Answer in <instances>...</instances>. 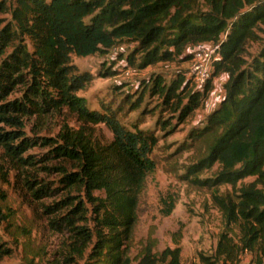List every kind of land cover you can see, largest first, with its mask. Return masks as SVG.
Masks as SVG:
<instances>
[{"label": "trees", "instance_id": "trees-1", "mask_svg": "<svg viewBox=\"0 0 264 264\" xmlns=\"http://www.w3.org/2000/svg\"><path fill=\"white\" fill-rule=\"evenodd\" d=\"M0 13L9 15L0 28V159L35 199L62 191L43 211L51 215V228L66 234L69 258L88 251L96 264H180L178 246L157 255L147 243L137 257L129 256L138 196L155 170L150 154L159 138L151 128L135 123L129 128L109 108L88 109L76 93L93 76L73 57L133 43L126 60L133 66L138 55L137 67L143 69L176 58L189 63L191 45L204 42L220 60L201 89L181 73L168 84L154 76L144 91L159 98V112L170 114L161 121L164 129L173 116L182 124L201 109L212 79L227 74L221 101L191 131L196 173L218 167L200 184L231 187L212 195L224 226L213 253L197 257L200 264H239L248 254L254 264L264 263V0H0ZM57 116L62 122L54 138L36 136L43 120ZM97 124L107 127L109 142L94 137ZM38 140L48 150L35 160L25 152ZM38 162H48L42 168L58 174L55 189L27 171ZM4 198L0 191V203ZM161 210L169 215L173 201ZM8 217L0 206V223ZM10 255L0 239V260Z\"/></svg>", "mask_w": 264, "mask_h": 264}, {"label": "rangeland", "instance_id": "rangeland-1", "mask_svg": "<svg viewBox=\"0 0 264 264\" xmlns=\"http://www.w3.org/2000/svg\"><path fill=\"white\" fill-rule=\"evenodd\" d=\"M8 20L9 15L0 13V28ZM133 46V43L123 42L106 54H94L80 60L73 57L72 61L78 62L79 69L93 76L86 88L76 95L85 99L88 109L103 111L102 107L109 108L124 125L130 128L135 123L140 128H151L159 138L150 154L156 162L155 170L147 175L138 196L137 220L129 256L137 257L147 243L157 255L165 247L178 246L180 264H200L198 253H213L224 226L212 195L230 192L231 187L228 184L214 187L200 184L202 179L212 177L218 169L214 165L196 173L198 155L196 139L191 136V131H195L205 117L201 109L193 112L182 124H177L173 116L162 129L161 121L166 122L170 114L159 112V98L144 91L154 76L161 77L166 84L181 73L187 78L189 63L176 58L142 69L137 67L136 55L135 64L131 66L126 57ZM249 50L255 52L257 45L252 43ZM125 70H128L127 74ZM17 95L18 92L13 94ZM157 118L159 122L156 124ZM61 122V117H48L43 120L36 136L54 138ZM68 123L75 126L73 118H69ZM32 124L30 121L24 128L27 136L32 135ZM93 132L94 137L103 143L112 138L103 124L94 125ZM40 142L38 140L25 155L35 160L41 158L48 147L41 146ZM2 162L6 174L0 172V191L5 198L0 206L9 217L0 223V239L11 249V255L1 259L0 264H96L87 258L88 251L81 258H69L66 234L55 231L49 224L51 215L46 214L43 207L60 199L62 191L54 190L50 196L35 199L20 179L16 182L17 172L12 168L7 170L5 161L0 159V164ZM44 165L48 162H38L27 167V171L50 189H55L59 185L58 174L44 170ZM250 180L247 178L242 182ZM95 194L102 196L101 192ZM169 200L173 201V210L164 216L161 209ZM89 214L87 212V217ZM230 233H237V227L230 228Z\"/></svg>", "mask_w": 264, "mask_h": 264}, {"label": "built area", "instance_id": "built-area-1", "mask_svg": "<svg viewBox=\"0 0 264 264\" xmlns=\"http://www.w3.org/2000/svg\"><path fill=\"white\" fill-rule=\"evenodd\" d=\"M191 60L187 71L194 87L201 89L212 78L214 64L220 60V54L209 43L197 42L189 48ZM128 73V70H125Z\"/></svg>", "mask_w": 264, "mask_h": 264}, {"label": "crops", "instance_id": "crops-1", "mask_svg": "<svg viewBox=\"0 0 264 264\" xmlns=\"http://www.w3.org/2000/svg\"><path fill=\"white\" fill-rule=\"evenodd\" d=\"M228 76L226 73H221L212 79V88L207 95L202 107L201 113L206 116L211 110L219 104L221 101L224 91L223 84L227 80ZM204 117V116H202ZM204 119V118H203ZM239 264H254L248 254H243L240 258ZM264 264V263H263Z\"/></svg>", "mask_w": 264, "mask_h": 264}]
</instances>
